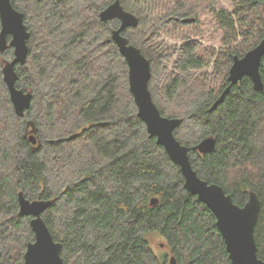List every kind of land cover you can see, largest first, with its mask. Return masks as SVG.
Listing matches in <instances>:
<instances>
[{"label":"trees","instance_id":"1","mask_svg":"<svg viewBox=\"0 0 264 264\" xmlns=\"http://www.w3.org/2000/svg\"><path fill=\"white\" fill-rule=\"evenodd\" d=\"M113 1L11 0L29 31L16 86L32 98L17 115L2 79L8 47L0 53V264H24L34 238L19 191L51 200L42 217L65 264H167L171 256L177 264H230L215 215L184 187L180 167L137 115L111 37L119 21L98 16ZM119 1L138 19L124 35L150 62L148 88L160 113L180 119L174 135L193 168L240 206L250 191L258 196L254 239L264 260V56L263 90L244 76L209 110L229 83L233 57L264 37V0H232V12L217 10V0ZM205 10L221 30L216 49L191 35ZM162 34H179L180 43L159 41ZM206 137L215 147L201 154L196 146ZM152 236L169 252L157 253Z\"/></svg>","mask_w":264,"mask_h":264},{"label":"water","instance_id":"2","mask_svg":"<svg viewBox=\"0 0 264 264\" xmlns=\"http://www.w3.org/2000/svg\"><path fill=\"white\" fill-rule=\"evenodd\" d=\"M101 21L118 19L119 24L112 29L111 37L116 43L120 54L128 66L129 91L137 107V115L143 120L151 137L163 146L170 159L175 162L182 172L184 187L198 200L204 202L216 217V226L220 231L230 264H264L257 255L254 239V227L260 210L258 196L250 191L247 202L240 206L231 195L216 183H209L201 178L193 168L188 147L182 144L174 135L180 119L163 116L153 102L148 83L151 78L149 60L140 49L127 41L124 31L137 25V17L123 8L119 0H114L99 12ZM194 18H184L183 22ZM29 31L24 21L23 13L18 10L11 0H0V53L8 47L12 48V57L2 65V79L7 87L9 99L17 115L30 107L32 94L16 86V65H24L28 55L27 39ZM264 56V37L242 56L235 55L228 70V85L223 89L209 110L221 103L231 87L244 76H248L257 90H263L259 66ZM31 144L36 143L34 128L29 135ZM215 147V139L206 137L196 146L201 153H210ZM20 215L30 216V226L34 233L24 251V264H65L61 257L62 245L51 235L43 217V211L50 206L49 199H30L22 191L17 194ZM155 198L151 199L153 204ZM168 264H177L175 257L168 259Z\"/></svg>","mask_w":264,"mask_h":264},{"label":"rangeland","instance_id":"3","mask_svg":"<svg viewBox=\"0 0 264 264\" xmlns=\"http://www.w3.org/2000/svg\"><path fill=\"white\" fill-rule=\"evenodd\" d=\"M215 8L217 10H227L229 12H232L233 5L232 0H217L215 4ZM197 22V35L191 34L193 37H196L201 45L203 47H212V48H218L221 46V30L217 24L216 17L213 12L210 11H203L201 12L198 17ZM180 35L174 34V36L170 37L165 34H162V36L159 38V41L163 40L168 45L180 43ZM240 40V38H238ZM10 58V55L8 56ZM206 72L211 73L213 71V63H210L209 66L205 69ZM151 245L155 249V251L159 254H164L169 252V248L166 246L164 241L157 237L152 236L151 237ZM168 264V262H167Z\"/></svg>","mask_w":264,"mask_h":264}]
</instances>
